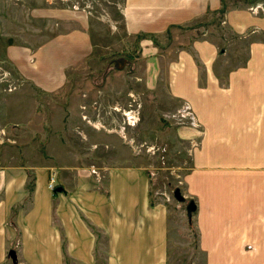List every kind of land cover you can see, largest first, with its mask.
Wrapping results in <instances>:
<instances>
[{"label": "crops", "instance_id": "crops-1", "mask_svg": "<svg viewBox=\"0 0 264 264\" xmlns=\"http://www.w3.org/2000/svg\"><path fill=\"white\" fill-rule=\"evenodd\" d=\"M60 17L80 25L13 61L40 93L61 89L92 51L84 20ZM208 23L220 42L192 39L164 76V96L189 103L200 127L182 136L192 143L184 191L196 205V245L204 264H264V0H124L127 33L145 41L181 27L208 36ZM227 34L247 41L246 57L222 70L224 47L235 45ZM22 157L0 143V264H169L168 210L152 199L144 169L108 167L98 179L91 168Z\"/></svg>", "mask_w": 264, "mask_h": 264}, {"label": "rangeland", "instance_id": "rangeland-1", "mask_svg": "<svg viewBox=\"0 0 264 264\" xmlns=\"http://www.w3.org/2000/svg\"><path fill=\"white\" fill-rule=\"evenodd\" d=\"M64 10L84 20L92 51L66 71L61 89L40 93L19 76L13 61L28 60L55 34L78 28L60 17ZM206 27L208 36H201L202 27H181L145 41L127 33L124 0H0V143L22 152L23 164L51 159L56 166L91 168L98 179L108 167L144 169L152 199L168 210L169 264H204L186 204L173 196L175 189L186 196L192 143L182 137L183 129L200 127L177 113L186 101L171 103L164 96V76L175 52L192 39L220 42L217 24ZM233 39L219 69L244 62L247 41Z\"/></svg>", "mask_w": 264, "mask_h": 264}, {"label": "built area", "instance_id": "built-area-1", "mask_svg": "<svg viewBox=\"0 0 264 264\" xmlns=\"http://www.w3.org/2000/svg\"><path fill=\"white\" fill-rule=\"evenodd\" d=\"M257 9H258V7H252L251 8L252 11L257 10ZM177 113L181 114V116H182L181 119H185L187 121V123L190 124L191 126H193V127L199 126L189 103L185 102L181 106V108L178 110ZM92 172L95 173L94 170H92ZM54 181H55V174H52V175H50V177L48 179V183H47V188L50 191H53L55 188Z\"/></svg>", "mask_w": 264, "mask_h": 264}, {"label": "water", "instance_id": "water-1", "mask_svg": "<svg viewBox=\"0 0 264 264\" xmlns=\"http://www.w3.org/2000/svg\"><path fill=\"white\" fill-rule=\"evenodd\" d=\"M124 62H126V61H123V64H124ZM119 66H122V64ZM57 190L60 191V188ZM173 196L178 202H182V203L186 204L185 205V212L187 215L188 222H191L192 214L196 210V205H195L194 201L193 200L185 201V196H183V194L180 192L179 189H175L173 191ZM10 254H11V257L14 259L13 253L11 252Z\"/></svg>", "mask_w": 264, "mask_h": 264}, {"label": "trees", "instance_id": "trees-1", "mask_svg": "<svg viewBox=\"0 0 264 264\" xmlns=\"http://www.w3.org/2000/svg\"><path fill=\"white\" fill-rule=\"evenodd\" d=\"M222 11V10H221ZM221 16H222V13H220L219 14V16L217 17L218 18V20L221 18ZM169 32V30L167 31V33ZM139 36H141V35H139ZM138 36V37H139ZM152 37L150 36V39H151ZM119 61H121V62H123V61H126V59H120ZM31 186V185H30Z\"/></svg>", "mask_w": 264, "mask_h": 264}, {"label": "bare ground", "instance_id": "bare-ground-1", "mask_svg": "<svg viewBox=\"0 0 264 264\" xmlns=\"http://www.w3.org/2000/svg\"><path fill=\"white\" fill-rule=\"evenodd\" d=\"M130 119L132 120V116H130Z\"/></svg>", "mask_w": 264, "mask_h": 264}]
</instances>
